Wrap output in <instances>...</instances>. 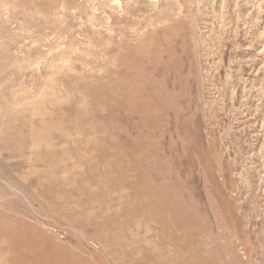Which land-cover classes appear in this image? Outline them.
<instances>
[{
  "label": "rangeland",
  "instance_id": "1",
  "mask_svg": "<svg viewBox=\"0 0 264 264\" xmlns=\"http://www.w3.org/2000/svg\"><path fill=\"white\" fill-rule=\"evenodd\" d=\"M0 264H264V0H0Z\"/></svg>",
  "mask_w": 264,
  "mask_h": 264
}]
</instances>
